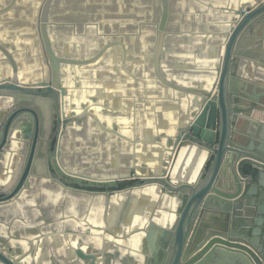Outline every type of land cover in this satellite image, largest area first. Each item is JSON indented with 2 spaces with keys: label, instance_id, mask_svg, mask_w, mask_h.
I'll use <instances>...</instances> for the list:
<instances>
[{
  "label": "water",
  "instance_id": "95a60500",
  "mask_svg": "<svg viewBox=\"0 0 264 264\" xmlns=\"http://www.w3.org/2000/svg\"><path fill=\"white\" fill-rule=\"evenodd\" d=\"M176 1L0 0V264H42L63 238L48 235L73 232L41 224L36 260L24 221L18 237L2 233L32 213L41 182L112 208L107 226H89L103 235H65L69 264L115 252L118 262L264 264V129L237 126L264 112V0H206L212 17ZM94 105L129 109L121 125L132 134L108 112L96 120ZM96 139L112 161L128 157L127 172L105 167ZM126 197L121 230L112 221Z\"/></svg>",
  "mask_w": 264,
  "mask_h": 264
},
{
  "label": "crops",
  "instance_id": "0c3cea01",
  "mask_svg": "<svg viewBox=\"0 0 264 264\" xmlns=\"http://www.w3.org/2000/svg\"><path fill=\"white\" fill-rule=\"evenodd\" d=\"M176 2L183 3V5L180 6V8H185V9L188 8V9L193 10L197 6H202L203 8L206 9V10L204 9L205 12L203 11L206 17H212V13H209V11H207V8L209 7V5L207 4L206 0H177ZM179 3L176 4L174 7L179 8ZM210 5L212 4L210 3ZM217 13H220V10H218ZM190 15L191 14L187 15L188 18ZM194 15L195 13H193V15L191 16H194ZM259 66L261 70L260 74L264 76V63H261V65ZM260 90H262V88ZM107 91L109 93H112L110 89H108ZM122 92L123 91L120 90V94ZM114 95L116 96L115 93ZM121 95H117L116 97H121ZM138 106H140L139 107L140 112H145V111L147 112V109H144L145 108L144 104L141 103ZM110 107L109 109L107 108L106 110V108L102 106L94 105L93 107H90V112L93 114L94 118L98 121L104 120L102 116L104 112H108L109 115L112 114L114 117V120L116 121L113 124V128L118 131L122 128V130L125 129L124 131H122L123 133L132 134V131L130 130L132 128L131 126L121 125V120H122L121 117L124 120L129 118V116L127 115V113L129 112V109L123 106L111 107V108ZM133 111L135 112L134 113L135 119H138V120L141 119V118H138V116L140 117L144 116L145 118L147 117L145 115H142L141 113H138V116H137V111H135V109H133ZM139 124L141 125L142 122H139ZM237 126L239 128H243V130H249L251 134H254L257 136L260 133V131L264 129V112L254 111L250 118V122L239 120L237 123ZM118 141L125 142L126 140L119 137ZM92 142H94L93 150H95L96 152L98 151L104 152L106 153V155L108 154L105 157V159L107 160L105 167L107 169H114V167L117 166L116 168L119 170V172L128 171L127 169L128 168L127 167L128 157L124 155H120L117 161H112L111 154L113 155L114 153L113 151H115L113 147L99 150L97 146L95 147V145L97 144V139L96 141L93 140ZM156 149H159V147L157 146ZM1 169L2 167L0 165V171ZM0 178H1V175H0ZM59 188L61 189V187H57L56 185H54L53 187L50 186L48 182L45 184L41 182L40 189L42 192L40 191L38 192L39 194L35 198L36 201L34 202V205L32 204L33 205L31 209L32 213H30L29 215L26 214L27 208L24 207V212L19 213L17 214V216H15L16 221L15 220L13 221L12 226L8 228L7 230L5 229V232L4 231L2 232L8 236L18 237L20 234L19 227H22L21 221H24L26 223V225H24L23 227L24 236H26L28 239L32 238L33 240L35 235L40 231L41 224L45 226L51 225L53 218L55 220L54 222L61 223V224H64L65 222H72L74 226L76 227V228L74 227L73 232H67V231L65 232L62 231V232H57V233L52 232L51 234L48 235L50 237L59 236L63 238L60 239V241L57 239H54L53 241L47 244L46 250L44 251L42 250L43 254H40V260L42 264H61V263L69 264L68 263L69 253L75 251L74 250L75 248L70 246V239L65 237V235L71 236L72 234H77V233L79 234V233H85V232L94 233L95 235H103L104 231H98L97 229L90 228L89 226H93V227H99L101 225L107 226L106 222L112 219V208L107 204V202L106 203L104 202L102 204L104 205L103 207L100 205L102 207L101 208L94 194H90L88 196L87 195H81V196L70 195L67 193V190H65L64 188L61 189V191L58 190ZM149 200L150 199H148V201ZM147 204L148 203H145V202L143 204L145 209H147L148 207ZM128 206H129V197H126L123 201L122 207L119 208V211H118L119 214L117 218L114 220V222L112 221V224H114L117 228H120L121 230L125 229L124 217L129 209ZM70 210H72L73 212L71 214H67V212H69ZM136 210L140 211L141 213L140 216H142V218L146 216V213L141 211L142 209H135L134 211ZM0 225H2L3 227V225H6V224H4L0 219ZM63 227H66L65 224L63 225ZM146 227L147 228L150 227L149 223L146 224ZM1 230L3 229L1 228ZM109 230L112 232L113 229L109 227ZM33 241L34 242L36 241L35 242L36 250L33 256V259L36 260L34 257L38 256L37 253L40 250V247H41L40 245L42 244V241L40 237H37ZM21 243L24 246V248L27 249L28 247L27 239L22 240ZM144 244H145V239L143 240L141 245H144ZM122 245L128 246L129 238L123 237ZM118 264H122V263H118Z\"/></svg>",
  "mask_w": 264,
  "mask_h": 264
},
{
  "label": "flooded vegetation",
  "instance_id": "af4514ba",
  "mask_svg": "<svg viewBox=\"0 0 264 264\" xmlns=\"http://www.w3.org/2000/svg\"><path fill=\"white\" fill-rule=\"evenodd\" d=\"M258 65V64H257ZM261 72V71H260ZM258 77H260V80L263 81L264 79V76L261 75L260 73L257 74ZM260 88H258L257 91H262L260 90ZM131 185L130 183H123L120 185V188L121 189H124L126 186H129ZM107 223V222H106ZM145 245V244H144ZM141 246L142 249H139L140 251H142L144 253V248L143 246ZM120 257V253H107L106 255V258L103 262V264H118V263H122V264H163V260L161 261V258L158 260H155L154 258L152 260L150 259H142L139 257V258H136L134 255L132 256L131 254L129 253H126L121 259H120V262H118V258ZM162 257V256H161ZM145 258V257H144Z\"/></svg>",
  "mask_w": 264,
  "mask_h": 264
}]
</instances>
